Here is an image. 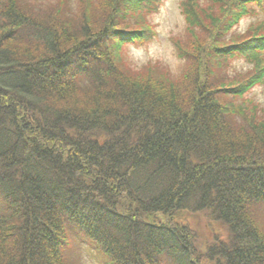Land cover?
I'll list each match as a JSON object with an SVG mask.
<instances>
[{
	"label": "trees",
	"instance_id": "obj_1",
	"mask_svg": "<svg viewBox=\"0 0 264 264\" xmlns=\"http://www.w3.org/2000/svg\"><path fill=\"white\" fill-rule=\"evenodd\" d=\"M160 3L0 0V264H264V0H179L175 73Z\"/></svg>",
	"mask_w": 264,
	"mask_h": 264
},
{
	"label": "rangeland",
	"instance_id": "obj_2",
	"mask_svg": "<svg viewBox=\"0 0 264 264\" xmlns=\"http://www.w3.org/2000/svg\"><path fill=\"white\" fill-rule=\"evenodd\" d=\"M178 1L179 0H162L159 11L150 16V20L154 24V35L151 41H143L136 45H127L123 48L124 53H126L134 66L140 67L147 61L154 60L167 65L172 73H175L176 70H178L177 67L181 65V61L177 60L175 57V50L171 41V37L176 36L181 32L183 27V20L178 9ZM250 9H257V13H255L254 16L248 15L247 13L243 15L242 18L239 19V24L236 27L239 31L245 30L256 20L264 21V11H261L263 8ZM234 64L235 67L240 70H245L250 67V65L245 64L244 59L237 60ZM247 97H252L255 100L254 102H257L264 107V86H257L247 95ZM182 217L189 228L198 227L199 230V227L201 226L202 230H199V232L206 233L207 236H205L207 237V240L210 239L212 232L219 234L221 238H225L227 235V233L225 235L224 230L218 223L208 220L205 216H198L184 212ZM199 239L201 240V244L199 245L203 246L200 249L203 250L207 240L202 237H199ZM88 258L89 260L91 259L90 256H88Z\"/></svg>",
	"mask_w": 264,
	"mask_h": 264
}]
</instances>
